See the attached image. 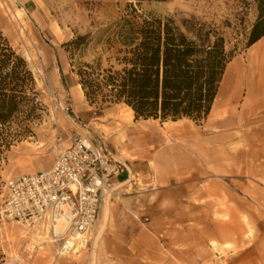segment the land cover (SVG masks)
I'll list each match as a JSON object with an SVG mask.
<instances>
[{"label":"crops","instance_id":"obj_1","mask_svg":"<svg viewBox=\"0 0 264 264\" xmlns=\"http://www.w3.org/2000/svg\"><path fill=\"white\" fill-rule=\"evenodd\" d=\"M211 115L204 129L128 130L126 155H114L145 187L112 204L103 264H264V37L228 64Z\"/></svg>","mask_w":264,"mask_h":264},{"label":"rangeland","instance_id":"obj_2","mask_svg":"<svg viewBox=\"0 0 264 264\" xmlns=\"http://www.w3.org/2000/svg\"><path fill=\"white\" fill-rule=\"evenodd\" d=\"M131 8L141 14L173 19L181 26L198 23L217 28L224 34L227 50L234 52L237 58L251 47L248 45L260 18L255 0H0V30L32 70L39 101L32 105L35 109L30 117L26 105L10 123L0 125V264L111 262L112 256L104 251L105 235L111 231L113 218L106 210L124 197L137 192L143 194L145 187L142 178L132 176L131 182L118 189L117 196L104 206V215L88 249L57 258L55 246L46 239L42 229L18 223L1 213L4 186L10 179L49 169L57 155L83 134L104 143L116 155L125 156L124 146L131 138L128 130L143 122L154 125L159 131L185 125L204 129L206 122L196 124L188 119L136 121L125 105L91 106L77 85L76 90L63 88L58 76L62 66L71 84V74L76 77L72 65L77 69L78 64L90 63L102 55L103 42L109 36L101 31L115 26ZM90 33L95 39L89 47L71 53L68 45L78 36ZM103 57L104 67H107L108 54ZM219 107L216 104L211 122L220 117ZM170 139L178 141L172 136ZM8 143L11 146L6 149ZM249 234L252 238L253 233Z\"/></svg>","mask_w":264,"mask_h":264},{"label":"trees","instance_id":"obj_3","mask_svg":"<svg viewBox=\"0 0 264 264\" xmlns=\"http://www.w3.org/2000/svg\"><path fill=\"white\" fill-rule=\"evenodd\" d=\"M255 1L260 18L248 47L264 37V0ZM101 33L109 36L102 55L78 64L77 69L72 65L91 106L125 105L136 121L188 119L202 124L208 120L227 66L235 57L219 29L198 23L181 26L173 19L131 8ZM94 39L91 33L78 36L68 45L70 52L83 51ZM38 103L32 70L0 30V125L10 123L26 105L30 117L32 105Z\"/></svg>","mask_w":264,"mask_h":264},{"label":"built area","instance_id":"obj_4","mask_svg":"<svg viewBox=\"0 0 264 264\" xmlns=\"http://www.w3.org/2000/svg\"><path fill=\"white\" fill-rule=\"evenodd\" d=\"M131 173L102 142L83 134L61 151L52 167L5 183L1 213L39 227L56 257L88 249L104 206L117 196L120 178Z\"/></svg>","mask_w":264,"mask_h":264},{"label":"bare ground","instance_id":"obj_5","mask_svg":"<svg viewBox=\"0 0 264 264\" xmlns=\"http://www.w3.org/2000/svg\"><path fill=\"white\" fill-rule=\"evenodd\" d=\"M262 48H263V45H260V53L262 52L261 50H262ZM257 48L254 50V53H257ZM79 87H80V89H81V91H82V93H83V90H82V88H81V85H79ZM84 94V93H83ZM130 112H131V114L133 115L134 114V112H133V110L131 109V108H129V107H127V106H125ZM106 213H107V215H109L110 214V208H108L107 210H106Z\"/></svg>","mask_w":264,"mask_h":264}]
</instances>
